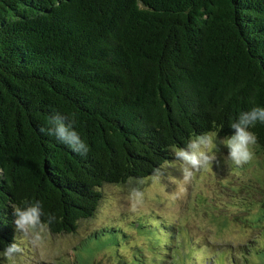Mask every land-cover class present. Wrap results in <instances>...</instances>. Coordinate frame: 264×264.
<instances>
[{
  "label": "trees",
  "instance_id": "1",
  "mask_svg": "<svg viewBox=\"0 0 264 264\" xmlns=\"http://www.w3.org/2000/svg\"><path fill=\"white\" fill-rule=\"evenodd\" d=\"M255 106L264 0H0V253L16 207L39 202L37 227L74 234L105 185L151 177L198 135L226 138ZM250 131L264 155V123ZM119 235L88 239L96 254Z\"/></svg>",
  "mask_w": 264,
  "mask_h": 264
},
{
  "label": "rangeland",
  "instance_id": "2",
  "mask_svg": "<svg viewBox=\"0 0 264 264\" xmlns=\"http://www.w3.org/2000/svg\"><path fill=\"white\" fill-rule=\"evenodd\" d=\"M252 150L253 158L237 165L223 144H214L216 160L195 168L177 150L147 179L105 185L95 216L76 233L17 231L20 264H171L175 251L178 264H264V155L256 145ZM111 228L120 242L95 254L88 238ZM78 255L92 258L80 263Z\"/></svg>",
  "mask_w": 264,
  "mask_h": 264
},
{
  "label": "clouds",
  "instance_id": "3",
  "mask_svg": "<svg viewBox=\"0 0 264 264\" xmlns=\"http://www.w3.org/2000/svg\"><path fill=\"white\" fill-rule=\"evenodd\" d=\"M56 122V134L62 140L68 141L71 148L75 143H80V135L72 130L60 117H52ZM264 123V107L255 106L249 111L241 112L237 120L231 123L233 133L226 138L218 139L215 134H201L190 140L189 143L177 152V156L186 161L192 167H203L216 160V154L209 151L214 144H223L227 148V157L237 165L249 162L254 155L252 147L257 144V135L250 131L257 123ZM46 134V129L41 128ZM74 151V148H73ZM14 223L18 231L29 234L41 223L44 215L43 208L39 202L28 204L24 207H16L14 210ZM51 219V217H49ZM23 247L15 239L8 243L0 253L7 264H20L23 255ZM0 264H3L0 261Z\"/></svg>",
  "mask_w": 264,
  "mask_h": 264
}]
</instances>
